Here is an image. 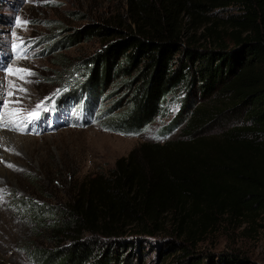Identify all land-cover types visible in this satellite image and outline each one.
Here are the masks:
<instances>
[{
	"label": "trees",
	"instance_id": "1",
	"mask_svg": "<svg viewBox=\"0 0 264 264\" xmlns=\"http://www.w3.org/2000/svg\"><path fill=\"white\" fill-rule=\"evenodd\" d=\"M231 6L239 13L215 16L214 10ZM125 7L124 19L87 24L71 35L97 36L102 45L79 63V81L70 98L65 102L64 95L58 103L84 111L85 124L98 120L109 130L140 134L162 114L166 99L182 90L184 113L167 128L183 124L188 140L139 145L115 162L109 177L90 179L74 203L58 212L14 198L16 208L36 218V227L57 233L52 248H31L35 264H131L122 251L132 245L127 238L154 234L160 228L148 225L168 213L178 215L175 233L195 246L221 217L264 211V0H126ZM183 17L203 28L202 41L183 32ZM68 37L55 41L54 50L75 41L65 42ZM115 77L127 78V107L118 111L122 99L115 97L98 111L94 105L111 96L103 98ZM230 116L235 124L218 135L195 138L198 129ZM97 205L117 227L98 230ZM123 221L136 226L129 236Z\"/></svg>",
	"mask_w": 264,
	"mask_h": 264
},
{
	"label": "rangeland",
	"instance_id": "2",
	"mask_svg": "<svg viewBox=\"0 0 264 264\" xmlns=\"http://www.w3.org/2000/svg\"><path fill=\"white\" fill-rule=\"evenodd\" d=\"M125 2L0 0V112H6L8 107L22 108V128H27L24 132L12 131L8 145L3 148L9 157L0 154V190L3 195L0 200V262L35 264L29 255L31 248H52V241L57 235L45 227H36V218L16 208L14 198L27 197L39 204L57 208L55 211L58 212L74 203V197H79L77 195L81 188L85 190L90 179L104 181L109 177L115 162L139 145L188 140L184 136L185 128L181 131L183 124L173 131L167 128L175 117H181L184 113L180 100L184 97L182 90H176L166 99L162 114L140 134L112 131L103 127L98 120L85 124V120L80 119L85 115L84 111L78 108L71 110L70 106L58 103L64 95H67L65 102L70 98V88L79 81L81 71L76 68L79 63L83 64L102 45V40L97 36H80L76 39L71 35L87 24L113 17L124 19ZM214 12L215 16L225 18L238 14L239 10L231 6ZM17 19L28 23L17 26ZM189 22L188 17H183V32L195 33L202 41L200 34L203 28L191 26ZM65 37H68L65 42L70 39L75 41L54 50V42ZM14 44L20 47L13 50ZM18 56L27 58L18 59ZM7 67L29 69L35 75L26 77L29 82L24 83L7 75ZM75 68L77 76L71 77L69 74ZM125 79L115 77L110 81L103 98L108 94L111 96L94 105L98 111L111 105L115 97L122 99L123 107L118 111L126 109L129 92L123 82ZM9 81L26 89V93L17 91L9 97L8 92L12 91ZM17 98L21 99V103L3 106L5 101ZM42 102L49 110L45 111L42 107L40 118L33 120L28 112ZM235 122L236 117L230 116L217 123H208L203 130L198 129L194 136H216ZM97 208L99 211L94 223L98 230L99 227L105 231L109 226L117 227L118 222L113 221L103 207L97 205ZM49 218H45L46 222L52 221ZM161 219L157 225H148L151 229L160 228L154 234L144 235L141 241L127 238V242L133 246H127L122 251L127 252L125 256L131 260V264H182L187 260L190 261L186 264L195 261L199 264H226L225 261L227 264H264V211L240 219L221 217L195 246L188 242L186 236L175 233L178 215L174 218L168 213ZM123 222L125 229L122 231L127 236L131 235L129 232L136 226ZM64 237L60 235L58 239L63 240ZM186 248L190 251L187 255Z\"/></svg>",
	"mask_w": 264,
	"mask_h": 264
},
{
	"label": "snow or ice",
	"instance_id": "3",
	"mask_svg": "<svg viewBox=\"0 0 264 264\" xmlns=\"http://www.w3.org/2000/svg\"><path fill=\"white\" fill-rule=\"evenodd\" d=\"M17 26H19L21 23L27 24V21H23L21 22L19 19H17ZM13 35H15V33H13ZM19 39V38H18ZM13 50H17L20 45H16L14 44L13 46ZM18 59L21 58H27L26 56H18ZM5 72L7 75H12L18 79H20L21 81H23L24 83L29 82L26 77L28 76H34L35 73L31 72L29 69H25V68H12V67H7L5 69ZM9 87L12 89V91L8 92V96L12 97L15 95V93L17 91L19 92H25L26 93V89H24L23 87H18L13 81H9ZM18 104L21 103V99L17 98L16 100H9V101H5L4 102V107H7L9 104ZM44 108L45 111L49 110L44 106V103L42 102L41 104H38L36 106L35 109L31 110L30 112H28V116L31 117L33 120H38L40 118L41 115V108ZM23 109H11L9 112H0V128H5V129H9V130H16V131H27V128H21L19 124H17L16 122V118H19L21 116V114L23 113ZM29 123H31V120L28 121ZM11 167V165H9ZM3 199V195H2V190H0V200Z\"/></svg>",
	"mask_w": 264,
	"mask_h": 264
},
{
	"label": "bare ground",
	"instance_id": "4",
	"mask_svg": "<svg viewBox=\"0 0 264 264\" xmlns=\"http://www.w3.org/2000/svg\"><path fill=\"white\" fill-rule=\"evenodd\" d=\"M11 109H13V107H8L6 109V112H9ZM16 122L17 124L20 125V127L22 128L24 125V121L22 120V118H16ZM13 130H9V129H5V128H0V154H2L4 157H9L7 153H5L3 151V148L6 147L8 145L9 142V136H11Z\"/></svg>",
	"mask_w": 264,
	"mask_h": 264
}]
</instances>
